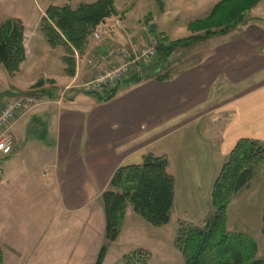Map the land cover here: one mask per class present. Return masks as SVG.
<instances>
[{
    "label": "crops",
    "instance_id": "0c3cea01",
    "mask_svg": "<svg viewBox=\"0 0 264 264\" xmlns=\"http://www.w3.org/2000/svg\"><path fill=\"white\" fill-rule=\"evenodd\" d=\"M114 1L121 15L118 0ZM176 1L172 8L165 2L162 11L169 15L173 8L178 10ZM53 2L0 0V24L8 19L22 22L27 54L13 76L0 65V88L4 86L0 97L11 95L13 89L26 93L43 80L37 89L46 91L41 96L48 99L17 120L14 152L6 157V170L2 165L0 249L5 264H95L106 243L101 196L120 167L140 165L148 154L167 157L168 172L175 180L171 221L164 227L180 222L204 226L214 211L215 182L236 144L250 139L264 146V31L212 36L201 42L219 40L196 65L177 70L168 81H125L114 98L100 102L72 90L92 77L95 68L91 65L83 72L77 68L73 76L67 75L63 48H52L40 32L46 10L56 6ZM251 23L244 25L245 30ZM106 47L102 44L96 52ZM94 51L81 56L84 63ZM41 63L43 77L6 83L8 78L18 79L24 69L32 74ZM35 141L36 146H25ZM22 162L30 165V180L11 189ZM258 167L264 169V163ZM250 182L245 188H251ZM245 188L228 206L229 232L249 234L236 231L229 219ZM139 218L129 206L105 261L125 229L137 228Z\"/></svg>",
    "mask_w": 264,
    "mask_h": 264
},
{
    "label": "trees",
    "instance_id": "16d2710c",
    "mask_svg": "<svg viewBox=\"0 0 264 264\" xmlns=\"http://www.w3.org/2000/svg\"><path fill=\"white\" fill-rule=\"evenodd\" d=\"M69 2L71 0H68ZM163 10V0H155ZM261 0H223L205 19L191 22L189 29L199 32L186 39L164 41L157 48V68L135 76L130 83L155 79L168 81L170 74L160 75V65H164L179 48H189L192 44L215 35H226L245 20V14ZM118 15L114 0H98L92 4L81 3L76 9L70 4L50 6L40 22V32L52 48L62 47L65 56V72L75 73V52L84 55L94 31L112 16ZM160 36H164L160 34ZM25 28L20 20L8 19L0 24V65L11 76L20 71L26 61ZM144 74V75H143ZM45 81L40 80L34 88H40ZM119 86V85H118ZM117 87L90 94L100 102L110 101L117 93ZM40 96L46 91L39 92ZM26 93H18L15 96ZM4 96L0 97V101ZM264 163V146L255 140H240L229 155L217 178L212 193L213 214L204 227L180 222L174 241L181 252L184 264H264L259 259L257 242L243 233L227 230V210L235 194L251 181L255 168ZM167 157L148 154L140 165L120 167L114 174L108 190L101 196L106 230V243L100 250L95 264H103L108 248L115 243L121 233V225L130 206L135 214L152 227L160 228L171 221L175 198V180L168 172ZM264 225V214H263ZM151 258L148 251L138 250L123 257L119 264H147ZM0 264H5L0 249Z\"/></svg>",
    "mask_w": 264,
    "mask_h": 264
},
{
    "label": "rangeland",
    "instance_id": "374dc122",
    "mask_svg": "<svg viewBox=\"0 0 264 264\" xmlns=\"http://www.w3.org/2000/svg\"><path fill=\"white\" fill-rule=\"evenodd\" d=\"M53 1L56 6H64L70 4V6L76 9L81 3L92 4L98 0H71L70 2L68 0ZM222 1L223 0H178L176 1L177 4H179L180 2V5L176 7L178 10H174L173 8V10L170 11V14L166 15V10L162 11L155 0H118L120 8L119 12L121 15L115 16L116 18L113 21H110L109 24H106V26L104 27L99 26L94 31L93 35L89 40L90 43L86 53L89 50H95L94 52H92L94 54L98 50L97 48L104 44L107 45V49L102 53H106L109 48L115 47L125 48L133 56H135L134 54L140 53L147 47H153L157 51V48L160 45L158 43H155V39L157 38V36H160V34L164 35L165 38H168L171 41L186 39L198 34L200 35L201 33L193 32L189 29L190 23L196 20L207 18L212 13L214 8ZM163 2L164 6L166 2L167 6H170L172 8L174 7L172 3H175V0H163ZM1 17L3 16L0 12V22ZM244 17L245 20L236 28L229 31V35L234 36L235 34H244L245 31H252V33L257 34H259L260 32L262 33L264 31V0H261L259 4H257L252 10L248 11ZM250 22H252V25L250 24V26L247 27L245 30L246 26L244 25ZM154 25L156 28L154 27ZM241 26L242 28L239 31V28ZM95 34H99L100 38L96 39L94 37ZM115 39H119V42H115ZM217 40L219 39L214 37L211 41L194 43L189 48H179L164 65L158 64L161 66L160 71H158V73H160V75L162 76L166 74L171 75L179 69L196 65L197 63H199V61L202 60L203 57H205L207 53L206 51L213 47ZM159 43L161 44L162 42ZM92 53L88 55L89 57H91L88 62L84 63L85 60L81 58L82 55H79L77 52H75V72L77 68L78 70L83 72L82 69H87L91 67V63L94 58ZM157 61L158 56L155 58V60L150 66H144V71L148 70L150 72L152 69L157 68ZM43 65V63H41L40 66L38 65L32 74H29L27 70L24 69L20 73L18 79L14 80V78L11 77L6 80V83L16 84L19 80H22V83H28L32 80L36 81L44 75ZM97 68L98 70H100L99 66H97ZM96 71L97 69H94L92 74H94ZM87 80L88 78L85 79V81ZM81 84L75 85L74 87L77 88L72 87L74 88L72 90L84 93L82 89L78 87ZM1 87L2 88H0V91H3L4 86ZM16 91L17 90L14 89L11 90V95H8L6 96V98H3L0 103L3 104L8 100L13 99L15 97L14 94L17 93ZM32 92H35L36 95H38L37 97L39 106L48 100L46 99V97L42 98V96H40V91L37 88L30 87L26 90V93ZM57 96L60 95L57 94ZM19 136L20 135H18L17 137ZM20 140L21 138H19V143H21ZM36 143L37 141H35V144L27 143L25 146L34 147L36 146ZM16 145L19 146V144L17 143ZM7 159L8 158L6 157L1 158V164L3 165L4 170L7 169ZM19 164L21 166L17 170L19 176L14 178V187L11 189H15L17 186L22 185V181L24 180H30L29 176L32 175L30 165L27 162H22ZM263 170V167L255 168L254 175L250 182L251 188H245L242 191L243 193L238 199L236 205H234L230 211L229 219L231 225L234 224L236 226V229H238L236 231H247L249 234L246 235L252 237L257 242L259 248V256L257 257L264 261V225H262V228L260 227L261 215L264 211ZM41 171L42 169L38 170L37 177L40 176ZM244 212H246L245 215ZM209 220L206 221V224ZM245 220L246 227H244L243 225ZM138 221L140 222V224L137 226V228L135 227L129 228L127 230L125 229L126 232L124 231L121 241L114 248L111 249L108 258L103 264L121 263V258L123 255L125 256L138 250L148 251L151 254V258L147 264H184V258L181 252L174 245L176 233L179 226L173 224L169 225L168 227H164L163 229H158L148 225L140 218L138 219ZM206 224H204V226ZM233 232L235 231L233 230Z\"/></svg>",
    "mask_w": 264,
    "mask_h": 264
},
{
    "label": "built area",
    "instance_id": "2783aa9c",
    "mask_svg": "<svg viewBox=\"0 0 264 264\" xmlns=\"http://www.w3.org/2000/svg\"><path fill=\"white\" fill-rule=\"evenodd\" d=\"M99 39V34H95ZM156 41V42H155ZM155 43L164 41V36H157ZM133 56L125 48H109L106 53L93 54L92 67L97 71L90 79L78 86L85 94H94L102 90L112 89L135 76L141 75L144 66H150L157 57L153 47H147ZM99 66V69L97 68ZM36 93H26L0 103V180L2 179L1 158L8 157L14 152L13 128L17 120L25 113L38 107Z\"/></svg>",
    "mask_w": 264,
    "mask_h": 264
}]
</instances>
